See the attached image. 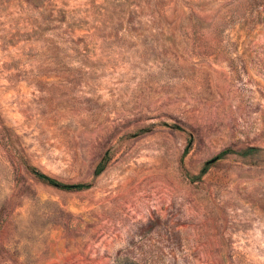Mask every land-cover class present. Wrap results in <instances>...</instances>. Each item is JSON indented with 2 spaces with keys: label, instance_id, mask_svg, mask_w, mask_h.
Here are the masks:
<instances>
[{
  "label": "rangeland",
  "instance_id": "obj_1",
  "mask_svg": "<svg viewBox=\"0 0 264 264\" xmlns=\"http://www.w3.org/2000/svg\"><path fill=\"white\" fill-rule=\"evenodd\" d=\"M0 264H264V7L0 0Z\"/></svg>",
  "mask_w": 264,
  "mask_h": 264
},
{
  "label": "trees",
  "instance_id": "obj_2",
  "mask_svg": "<svg viewBox=\"0 0 264 264\" xmlns=\"http://www.w3.org/2000/svg\"><path fill=\"white\" fill-rule=\"evenodd\" d=\"M249 3L252 6H253V4L258 3V5L260 7L261 6L264 7V0H249ZM255 150H256L255 147H250V148L240 150L237 152H236V150H233V149H225V150L221 151L215 159L221 158L224 155L231 153V152H236V153H240L243 155H247V154L254 152ZM212 161H214V160H210L205 164V166L203 167V169H202V171L198 177H202L208 171ZM103 168H104V163L99 164V166L96 170V173L97 174L100 173ZM31 172L40 181H43L45 183L59 187V188L64 189V190H82V189L90 187V185L88 183H64V182L60 181L59 179H57L56 177H53L52 175L45 173L44 171L40 170L37 167H32Z\"/></svg>",
  "mask_w": 264,
  "mask_h": 264
}]
</instances>
